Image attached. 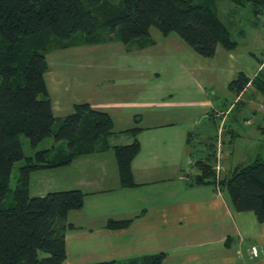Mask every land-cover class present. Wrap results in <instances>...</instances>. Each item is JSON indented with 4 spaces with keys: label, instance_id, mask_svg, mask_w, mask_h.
<instances>
[{
    "label": "trees",
    "instance_id": "obj_1",
    "mask_svg": "<svg viewBox=\"0 0 264 264\" xmlns=\"http://www.w3.org/2000/svg\"><path fill=\"white\" fill-rule=\"evenodd\" d=\"M231 1L264 17V0ZM153 27L164 37L178 34L207 59L214 58L219 47L232 52L238 46L219 17L216 0H0V264H64L67 260L65 231L75 227L65 222L71 211L83 207L86 194L66 190L32 196L35 172L66 167L81 155L112 148L122 187L137 186L132 162L141 147L136 138L140 128L123 132L134 137L131 144L111 147L113 118L82 103L54 131L59 120L45 77L47 56L114 40L127 48H146L154 44ZM249 82L264 92L263 70L252 81L240 73L229 88L239 93ZM52 135L55 144L37 150ZM25 140L35 150L34 157H26ZM213 144L207 156L195 163L190 185L218 186L234 211L253 212L264 224V160L258 157L218 179ZM21 160L26 164L20 168L14 203L7 204L13 170ZM131 221L110 220L107 229H125ZM165 259L166 254L159 253L123 263L91 264H165Z\"/></svg>",
    "mask_w": 264,
    "mask_h": 264
},
{
    "label": "crops",
    "instance_id": "obj_2",
    "mask_svg": "<svg viewBox=\"0 0 264 264\" xmlns=\"http://www.w3.org/2000/svg\"><path fill=\"white\" fill-rule=\"evenodd\" d=\"M94 46L82 45L58 51L87 50ZM52 53L47 56L49 71L45 77L57 118V113H63L65 109L73 113L75 105L82 103L80 99L73 102L67 98L71 89L67 83L70 73L59 57L51 56ZM79 56L74 53L72 60L80 59ZM216 68L210 65L205 70L200 67L192 72L185 69L182 76L174 75L171 88H184L189 80L199 86H211ZM260 69L252 75H245L253 79ZM204 72L206 81H199L204 78ZM207 103L218 113L210 101H202L201 105ZM88 104L113 118L115 134L110 140L111 147L128 145L134 140L130 134L123 133L133 127L122 130L119 127L121 120H133L132 126L141 129L136 137L141 145L140 151L132 162L137 186L122 187L112 148L81 155L66 167L37 171H64L70 177L55 184L53 189H46L45 195L66 190H81L86 194L83 207L71 211L65 222L75 229L65 231L67 260L64 264L123 263L159 253L166 254L165 264H264V224L258 222L255 214L234 211L218 186L190 185L192 175H195V163L206 157L208 151L197 147L191 125L182 127L167 116L162 118L164 113L167 114V103L162 102L160 107L146 105L151 113L148 111L149 118L143 126L139 123L144 117L133 119L135 115L133 106L128 105L130 102L116 103L114 110L121 120H116L99 102L95 104L100 106ZM156 110L163 115L155 118ZM195 152L201 154L200 158L196 159ZM227 156L223 159L224 172ZM32 180L39 188L41 177L37 174L31 177V183ZM110 220L132 221L125 229L111 230L107 229ZM252 246L259 250L256 258L251 256Z\"/></svg>",
    "mask_w": 264,
    "mask_h": 264
},
{
    "label": "rangeland",
    "instance_id": "obj_3",
    "mask_svg": "<svg viewBox=\"0 0 264 264\" xmlns=\"http://www.w3.org/2000/svg\"><path fill=\"white\" fill-rule=\"evenodd\" d=\"M216 9L238 46L232 52L219 47L212 59L198 55L178 34L164 37L156 27L151 29L154 44L146 48H138L137 45L127 48L114 40L88 47L87 50L80 48L53 52L51 56L59 57L70 73L67 83L71 89L67 98L73 102L76 99H80L81 103L99 102L109 109L116 120H121L119 113L114 110L116 103L130 102L128 105L133 106L132 112L135 115L133 119L144 117L139 126L147 124L148 104L160 107L162 102L167 103V114L164 113L162 118L167 116V119H173L182 127L191 125L198 148L204 147L208 151L213 141V152L216 155L225 159L228 154L226 171L221 172L220 178L229 175L239 165L254 162L258 157L264 160V92L252 82L239 93L227 87L237 79L240 72L252 75L260 67L264 72V17L256 16L250 6H240L231 0H216ZM74 53L80 54L81 58L72 60ZM210 65L217 66L211 86H199L194 80H189L188 86L184 88H171L174 75L182 76L181 72L185 69L192 72L201 67L205 70ZM206 77L204 72V78L199 81L205 82ZM202 101L213 103V108L217 107L218 113L208 103L202 106ZM170 111L175 113L170 115ZM156 112L158 114L155 118L163 115L157 110ZM71 113L66 109L63 113H57L59 121L55 124L54 131L58 130L64 118ZM132 124L133 120L125 119L121 120L119 127L122 130L128 129L134 127ZM54 144L52 135L37 150L50 148ZM23 147L27 158L34 157L35 150L30 148L27 140ZM195 154L196 159L200 158L199 152ZM25 164L26 160H21L15 165L7 204L14 203L13 192L20 168ZM37 174L41 181L38 188V183L32 180V195H45L46 189H53L61 180L70 178L64 171L37 172L32 177ZM39 192L44 194H37Z\"/></svg>",
    "mask_w": 264,
    "mask_h": 264
},
{
    "label": "built area",
    "instance_id": "obj_4",
    "mask_svg": "<svg viewBox=\"0 0 264 264\" xmlns=\"http://www.w3.org/2000/svg\"><path fill=\"white\" fill-rule=\"evenodd\" d=\"M220 143V142H219ZM220 149V148H219ZM218 149V150H219ZM215 170H216V173L217 175L219 176L221 174V172L224 170V167H223V159L221 156H219L218 154L216 155V164H215ZM250 253H251V256L253 258H256L259 256V250L256 246H252L251 249H250Z\"/></svg>",
    "mask_w": 264,
    "mask_h": 264
}]
</instances>
